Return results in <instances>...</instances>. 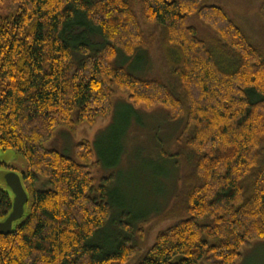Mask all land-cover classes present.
<instances>
[{
  "label": "trees",
  "instance_id": "1",
  "mask_svg": "<svg viewBox=\"0 0 264 264\" xmlns=\"http://www.w3.org/2000/svg\"><path fill=\"white\" fill-rule=\"evenodd\" d=\"M257 17L238 22L202 0H11L0 16V149L24 158L29 202L0 236V264H236L244 246L264 240V3ZM141 52L158 55L166 76L115 64ZM118 91L183 119L170 156L183 170L166 214L173 223L139 257L126 239L110 251L89 244L123 210L109 178L94 187L91 144L75 147L84 164L44 147L59 128L107 118ZM41 179L49 189H37ZM12 207L0 190V221Z\"/></svg>",
  "mask_w": 264,
  "mask_h": 264
},
{
  "label": "rangeland",
  "instance_id": "2",
  "mask_svg": "<svg viewBox=\"0 0 264 264\" xmlns=\"http://www.w3.org/2000/svg\"><path fill=\"white\" fill-rule=\"evenodd\" d=\"M263 3L264 0H202V5L221 7L236 21L248 25L259 19L258 10ZM10 10L11 0H2L0 16L8 15ZM190 24L202 31L199 21L191 19ZM78 30L76 34L85 31ZM89 40L95 49L103 45V40L96 32ZM76 58L81 57L76 54ZM151 60L155 64V69L150 67ZM115 64L125 67L136 76L147 75L150 70L166 76L158 55L150 53L141 52L130 60L120 53ZM113 103L114 109L107 118L98 119L92 126L83 124L74 132L59 128L55 136L44 143V147L84 164L77 158L75 147L83 142L91 144L93 150L91 163L99 164L92 169L94 187L100 188L102 180L109 178L107 191L123 210H115V207L114 220L109 224L110 228L106 226L100 230L89 240V244L103 251H110L119 240L126 239L139 248L137 255L139 257L154 244L159 232L173 223L172 220H168L166 214L181 189L183 170L180 160L170 156L176 153V139L183 126V119L174 120L171 113L161 106L152 109L135 107L130 103L128 95L119 91L114 95ZM128 112L131 113L130 125L124 133L123 142H119L123 130L118 125H123L128 120ZM120 153L122 156L119 159ZM103 154L105 168L100 165L103 164L101 163ZM111 162L119 164L110 170ZM24 171H26L24 158L13 150L0 149V190L10 192L6 182L8 173L15 172L22 176ZM44 184L50 188L49 183L41 179L37 189H46ZM120 225L131 229L129 236ZM111 228L120 235L114 234ZM241 254L242 259L236 264H264V240H255L244 246Z\"/></svg>",
  "mask_w": 264,
  "mask_h": 264
},
{
  "label": "water",
  "instance_id": "3",
  "mask_svg": "<svg viewBox=\"0 0 264 264\" xmlns=\"http://www.w3.org/2000/svg\"><path fill=\"white\" fill-rule=\"evenodd\" d=\"M6 182L13 197V207L11 213L0 221V236L9 235L14 231L15 225L25 217L29 202L22 176L10 172L6 176Z\"/></svg>",
  "mask_w": 264,
  "mask_h": 264
}]
</instances>
